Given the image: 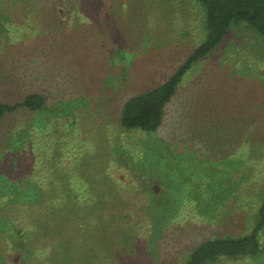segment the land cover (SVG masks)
Here are the masks:
<instances>
[{
  "label": "rangeland",
  "instance_id": "374dc122",
  "mask_svg": "<svg viewBox=\"0 0 264 264\" xmlns=\"http://www.w3.org/2000/svg\"><path fill=\"white\" fill-rule=\"evenodd\" d=\"M28 5L34 11L0 0V101L17 104L33 93L45 99L41 110L20 107L0 122V264H62L54 257L62 251L69 264H184L202 241L249 234L264 197L262 39L244 25L231 27L221 47L185 75L158 134L145 135L121 127V109L170 79L203 41L201 5ZM200 123L208 124L203 134ZM172 163L185 173L166 194L170 177L154 174ZM210 186L219 197L206 204L213 196L203 198L199 187ZM91 204L97 217L87 210L73 212L72 224L53 222L64 206ZM100 204L113 211L101 215ZM102 225L104 238L90 235ZM258 236L256 257L218 264H264V229ZM50 237L57 240L39 251Z\"/></svg>",
  "mask_w": 264,
  "mask_h": 264
},
{
  "label": "trees",
  "instance_id": "16d2710c",
  "mask_svg": "<svg viewBox=\"0 0 264 264\" xmlns=\"http://www.w3.org/2000/svg\"><path fill=\"white\" fill-rule=\"evenodd\" d=\"M29 3L25 5V2L19 1V3H23L26 7ZM198 2L204 11V32L205 38L199 44L198 47L192 52V54L183 61L182 65L176 70V72L172 75L170 79L167 81L153 87L150 90H147L142 93H138L136 95L131 96L124 103L121 112H120V125L125 131H138L142 134H158V131L164 125L165 117H166V109L169 104L172 102L174 97L176 96L179 87L182 85L185 75L190 71L192 66H194L197 62L204 59L207 55H209L212 51H214L218 46L221 47L227 35L229 34V30L231 27L235 25H244L245 27L251 29L258 37L262 39V43L264 45V0H194ZM29 6V5H28ZM26 7L27 11H34ZM218 47V48H219ZM264 47V46H263ZM239 79V78H234ZM237 94V92H234ZM244 100V96L242 98ZM238 102V101H237ZM245 105L246 102H238V105ZM45 106V99L42 95L38 93H33L27 95L22 102L17 104H9L0 101V122L7 115L11 114L15 110L20 107H24L28 111H38L41 110ZM199 127L198 132L203 134L206 132V128L208 124L205 126H201V123L195 124ZM187 124H183L182 130H180V135H184L185 139L188 140V135L186 132ZM206 134L203 135L205 137ZM241 150L247 147V144H239ZM192 150V149H191ZM193 151V150H192ZM253 151V150H252ZM195 152V151H193ZM189 154L186 155L187 160L191 162L190 156L193 157V153L188 151ZM141 157H146L144 153L141 154ZM186 160V159H184ZM176 170H175V169ZM221 170L226 169L225 164H221ZM249 172L247 168H245L241 172ZM185 173L184 166H177L172 163L170 166L166 168H160L159 172H156V175L159 179H165L166 177H170L169 182L164 190L166 194H169L173 189L175 184L174 179L175 175H182ZM184 177V175H183ZM173 179V180H172ZM172 180V181H171ZM182 181V179H181ZM180 180H177V184L180 189H183L184 186L180 183ZM248 181V180H247ZM225 186V177L222 178V187ZM142 187V186H141ZM139 192L145 191V189L139 186H136ZM201 191V195L203 198L204 195L207 197L213 196V198H209L204 200L207 203L214 202L215 196H218V192L216 188L208 187L207 190L205 188L199 187ZM224 189V188H223ZM219 197V196H218ZM218 197L216 200H218ZM206 199V198H205ZM188 203L191 201L187 200ZM192 203V202H191ZM190 203V204H191ZM97 205V204H96ZM193 205H191L192 207ZM98 207V206H97ZM173 207V206H172ZM195 205L193 206V208ZM99 213L101 215H105L106 211L109 215L112 209H107L103 204H100ZM171 208V206H169ZM146 208L142 209V213ZM88 210V211H87ZM132 209H129L131 211ZM167 209H163V213L169 216L170 209L166 212ZM94 212V216H96V209H94V204L91 205H83L76 206L75 209L71 208V206H64V208L60 209L59 214L55 213L53 215H57V217L53 220L54 223H59L62 226L72 224V213H76L75 215L80 213ZM173 211V210H172ZM85 215H80L75 217V219L81 224L80 227L84 229V223H87L84 218ZM102 217V216H99ZM74 220V219H73ZM103 225L98 229L92 228L90 235L101 236L100 238H104L105 234H103ZM264 229V197H262L258 203V210L256 214V222L254 223L251 232L247 235L237 237V238H218V239H209L200 242L198 245L193 247L189 254L186 257L184 264H218L221 261H233L240 260L245 258H253L256 257L260 251L261 246L259 243V233ZM63 229L60 232V236H65L63 234ZM120 231L116 234L119 235ZM113 236L115 234H112ZM58 236V237H60ZM50 240L54 242L57 239L53 237L49 238V242H45V246H43L39 251L46 248L47 251L50 246ZM61 238V242H62ZM63 244V242H62ZM66 244V243H65ZM31 245V243H30ZM64 245V244H63ZM69 247V244L64 245ZM63 246H61L62 248ZM64 248V247H63ZM59 253V255L54 256L57 257L60 263L69 264V255L66 256L65 252ZM50 254V253H49ZM48 254V257H49ZM50 259H54L53 257Z\"/></svg>",
  "mask_w": 264,
  "mask_h": 264
}]
</instances>
